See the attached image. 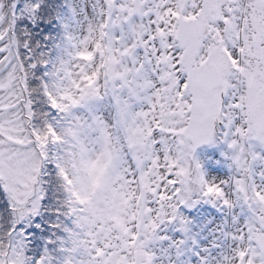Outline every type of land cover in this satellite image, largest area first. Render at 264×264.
<instances>
[{"label": "snow or ice", "instance_id": "1", "mask_svg": "<svg viewBox=\"0 0 264 264\" xmlns=\"http://www.w3.org/2000/svg\"><path fill=\"white\" fill-rule=\"evenodd\" d=\"M0 264H264V0H0Z\"/></svg>", "mask_w": 264, "mask_h": 264}]
</instances>
